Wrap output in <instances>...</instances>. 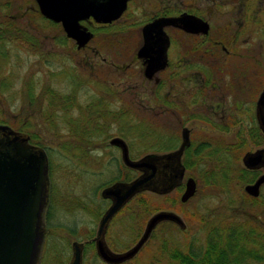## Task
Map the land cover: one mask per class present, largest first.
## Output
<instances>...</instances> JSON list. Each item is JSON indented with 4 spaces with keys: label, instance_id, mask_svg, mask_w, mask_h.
Wrapping results in <instances>:
<instances>
[{
    "label": "rangeland",
    "instance_id": "rangeland-1",
    "mask_svg": "<svg viewBox=\"0 0 264 264\" xmlns=\"http://www.w3.org/2000/svg\"><path fill=\"white\" fill-rule=\"evenodd\" d=\"M252 1L261 7L258 18L264 24V0ZM136 16L127 22L126 14L108 28H94L95 37L86 49L78 51L66 38L62 41L57 26L39 19L34 0H0L2 25L26 17L25 27L30 33L40 34L43 29L47 34L49 62H42L41 55L21 50L17 53L11 47L2 49L4 56L0 55V123L21 128L31 143L44 148L48 156V203L37 264H69L74 241L85 244L82 264H109L97 256L91 239L109 205L101 190L123 180L127 173L120 149L109 144L111 138L120 137L126 142L131 159L166 151L180 143V128L166 120L165 128H170L172 134L155 133L151 122L155 112L148 108L152 104L148 90H152L153 82L143 76L139 63L121 62V28L135 22ZM101 38L110 42L100 43ZM262 42L258 33L254 44L259 62H263ZM12 54H17L21 62H13ZM175 87L178 93H184L188 84L183 80ZM165 115L160 118L168 117ZM15 119L24 122L17 124ZM137 120L150 121L141 124ZM85 132L92 137L82 144L80 141L88 138L83 135ZM224 163L229 186H224L216 174L212 177L215 182L207 181L197 166L192 171L187 169L186 176L192 175L197 182L195 195L171 208L160 203L161 210H171L182 218L186 231L181 232L175 224H158L138 253L123 264H175L167 252L176 248L184 252L190 246L199 248L220 232L223 224L238 225L240 219L256 216L264 226V208L244 202L243 190L232 185L235 165L231 161ZM179 195L173 191L168 196ZM145 196H152L151 202L163 201L151 192ZM152 214L144 211L139 202L126 204L107 226L109 249L119 253L132 247Z\"/></svg>",
    "mask_w": 264,
    "mask_h": 264
},
{
    "label": "flooded vegetation",
    "instance_id": "flooded-vegetation-1",
    "mask_svg": "<svg viewBox=\"0 0 264 264\" xmlns=\"http://www.w3.org/2000/svg\"><path fill=\"white\" fill-rule=\"evenodd\" d=\"M125 4L121 16L110 23L96 22L92 16L81 20L79 23L92 33V37L80 48L74 39L66 35L60 22L45 17L36 6L39 19L57 26L61 30L62 41L66 38L78 51L86 49L95 37L94 28H108L126 14L129 22L137 14L135 22L121 28L124 39L120 44L123 47L119 52L122 53L121 62L139 63L143 76L153 82L152 90H148L152 97V104L148 108L155 112L151 121L155 133L158 131L160 136L172 134L170 128H165L168 125L166 121L180 128L181 140L182 132L185 129L188 131L189 144L181 156L183 179L170 193L177 191L181 195L183 192L185 179L192 175L186 176L187 169L182 159L188 148L192 151L200 142L208 145L210 155L226 154L237 158L231 177L234 180L232 185L243 190L245 203L264 208V183L260 184L256 197L244 190L246 185L255 183L264 174V131L257 115L258 99L264 89V24L258 18L261 7H256L252 0H126ZM26 24V17L15 23L1 24L0 55L4 56L2 49L11 47L17 53L21 50L41 55L42 62H49L45 41L47 34L43 29H40V34H32L25 27ZM258 33L263 40V62L258 61L254 44ZM104 40L107 41L101 38L99 42ZM115 54L118 55L117 51ZM16 55L12 54L13 62H21ZM148 62L157 63L151 78L144 75ZM183 80L188 87L184 93H178L175 84ZM165 114L168 117H164V120L160 118ZM16 121L17 124L24 122ZM146 121L150 120L136 122L145 124ZM9 127L15 132L24 133L14 124ZM195 137L200 140L195 142ZM30 140L28 135V143L39 147ZM179 145L158 154L174 151ZM128 153L130 155L129 147ZM253 153H262V158L255 167H248L244 158ZM136 173L140 174L138 171ZM223 185L229 186L228 182ZM105 200L111 204L109 199ZM176 226L181 232L186 231V227L181 229ZM105 236L106 232V242ZM94 237L91 242L95 249ZM84 248L85 244L82 243V253Z\"/></svg>",
    "mask_w": 264,
    "mask_h": 264
},
{
    "label": "water",
    "instance_id": "water-1",
    "mask_svg": "<svg viewBox=\"0 0 264 264\" xmlns=\"http://www.w3.org/2000/svg\"><path fill=\"white\" fill-rule=\"evenodd\" d=\"M42 15L60 22L66 35L75 40L77 47L84 46L92 33L79 22L92 16L96 22L110 23L123 13L126 0H35ZM162 65V64H161ZM157 63L148 62L144 75L151 78ZM264 89L258 99L257 115L264 131ZM109 143L121 150L123 164L140 172L130 181H116L101 190V196L111 204L102 214L96 236L93 238L97 255L106 263L120 264L133 258L150 237L157 224L170 221L185 228L182 218L173 211L161 210L148 218L143 233L137 242L123 252H113L107 246L104 235L112 217L135 195L152 192L165 195L182 182L184 166L181 156L189 144L188 131L182 132L179 147L167 153H147L131 159L126 142L113 137ZM262 158V153H253L244 158L248 167ZM48 157L41 147L28 143V135L15 132L0 124V264H37L44 239L43 213L48 202ZM264 183L262 174L255 183L244 190L254 197ZM193 176L185 179L184 190L179 200L187 202L196 192ZM69 264H82V243H72Z\"/></svg>",
    "mask_w": 264,
    "mask_h": 264
},
{
    "label": "trees",
    "instance_id": "trees-1",
    "mask_svg": "<svg viewBox=\"0 0 264 264\" xmlns=\"http://www.w3.org/2000/svg\"><path fill=\"white\" fill-rule=\"evenodd\" d=\"M65 105L64 103L63 109L66 108ZM83 135L88 138L84 142L83 139L80 142L87 144L92 136L88 132ZM207 146L199 142L196 143L192 151L191 148H188L186 155L182 159L183 164L190 171H192L193 166L203 170L207 181L209 179L215 182L212 177L216 174L219 180H223V184L227 183L226 175L229 172L225 170L226 165L224 162L229 163L231 161L236 166L237 158L226 154L210 155L211 153L207 152L209 151ZM135 175L136 172L134 170L127 168L123 181H130ZM145 193L137 194L127 205L139 202L144 207V211L149 214L161 210L163 206L160 203H166L168 208L174 207L176 204L181 205L177 196H160L163 201L155 203L150 201L152 196H145ZM160 224L173 225L172 222ZM223 225L220 232H215V236L211 235V240L203 246L199 248L190 246L184 252L176 248L171 252H167L168 258L172 261L175 260V264H264V226L257 218H242L239 220L238 225H233V222L229 225Z\"/></svg>",
    "mask_w": 264,
    "mask_h": 264
}]
</instances>
